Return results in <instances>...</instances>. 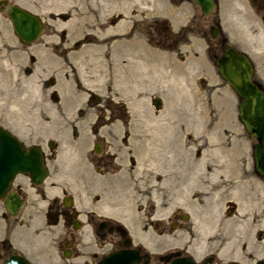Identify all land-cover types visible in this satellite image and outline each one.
<instances>
[{
  "label": "rangeland",
  "instance_id": "rangeland-1",
  "mask_svg": "<svg viewBox=\"0 0 264 264\" xmlns=\"http://www.w3.org/2000/svg\"><path fill=\"white\" fill-rule=\"evenodd\" d=\"M9 1L39 15L43 31L21 43L0 9V125L26 144H44L52 174L78 176L83 188L73 198L82 217L92 211L118 221L147 246L191 248L197 260L211 248L203 243L210 233L218 244L251 229L264 252L256 139L216 62L226 28L239 25L238 17L228 20L230 0H216L207 15L192 0ZM177 209L189 220L174 219ZM225 209L231 215L219 228ZM3 212L0 201V227ZM13 219H5L8 228ZM77 233L79 255L62 257L60 234L53 250L61 260L49 264H84L99 254L89 225Z\"/></svg>",
  "mask_w": 264,
  "mask_h": 264
},
{
  "label": "flooded vegetation",
  "instance_id": "flooded-vegetation-1",
  "mask_svg": "<svg viewBox=\"0 0 264 264\" xmlns=\"http://www.w3.org/2000/svg\"><path fill=\"white\" fill-rule=\"evenodd\" d=\"M230 2L229 10L226 13L228 20L233 21L234 18L238 17L239 25L237 28L231 25L226 28V44L248 56L253 66L251 79L264 90L262 88L264 85V0H230ZM233 7H237L239 12L236 13ZM14 135L26 151L34 145L40 147L42 161L48 172L40 183H35L29 172H18L15 175L9 190L14 191L21 201L15 214L12 215L6 210V196L0 199L4 207L2 213L4 224L0 227V263L14 254L25 257L32 264L60 262L61 255L65 260H73L79 255L77 246L80 243L77 238H80V235L77 232L86 224L89 225L91 235L95 239V246L101 250L98 255L97 250L93 251L90 255V261H86L84 264H98L104 255L122 249L137 250L141 256L137 264H169L182 256H188L199 264L202 262H208L209 264H257L260 260L264 261V252L260 244L261 239L258 238L257 234L255 235V231L253 237L251 229L245 230L243 239H230L228 237L224 239L222 237L223 240L218 244L215 243L217 239H211L215 235L210 233L208 235L210 239L206 237L203 243L211 248L201 259L197 260L191 248L177 247L166 250V248L154 245L147 246L143 241H136L124 225L118 221L102 215L97 217L92 211L84 213V217H82L81 210L74 206L73 198V193L78 191L77 188L82 187V185L74 182L78 176L75 174H60L57 176L52 174L44 144L38 142L26 144L22 138L16 134ZM54 146L55 142L49 139L47 147L54 148ZM101 146V141H95L93 150L98 153ZM95 147H98V151ZM227 202L229 206L235 204L233 200H227ZM203 209L206 210V208ZM227 213H225L226 216L224 215L223 219L221 217L218 220L215 219L219 228L226 224V219L230 217L229 210ZM8 216L18 219L17 224L12 226L15 221L13 219L8 228L5 220ZM199 216L203 217V212ZM173 217L174 219L179 218L181 221L190 218L178 209L174 211ZM202 221L206 223L202 219L199 221L200 224ZM220 221H223V223L221 224ZM160 224L155 223V228H159ZM170 224L171 226L172 224L178 226L175 221ZM252 225H254L253 222ZM54 226L57 227L58 232H49L48 228ZM69 228L71 231H69ZM259 233L261 234V232ZM60 234H64L61 255L53 250L54 241L61 238ZM247 236L249 238H246ZM195 240L192 241V245H196ZM222 248L226 250L224 253L225 258L220 257Z\"/></svg>",
  "mask_w": 264,
  "mask_h": 264
},
{
  "label": "water",
  "instance_id": "water-1",
  "mask_svg": "<svg viewBox=\"0 0 264 264\" xmlns=\"http://www.w3.org/2000/svg\"><path fill=\"white\" fill-rule=\"evenodd\" d=\"M192 1L200 7L203 15L210 13L216 5V0ZM0 9L5 11L13 31L21 43L31 44L41 35L43 21L36 13L9 0H0ZM209 33L212 38H216L218 28L211 26ZM216 62L220 76L241 98L238 105V117L246 132L256 139L252 150L254 165L256 171L264 178V90L251 79L253 66L245 53L225 44ZM154 104L159 107L162 102L159 98H155ZM51 146L53 145L51 144ZM95 148L98 151V147ZM18 172H29L32 180L35 183H40L48 171L43 164L39 146L34 145L27 151L24 150L18 138L0 125V199L6 196L5 207L12 215L21 204L16 193L9 191L12 180ZM140 259L141 256L137 250L122 249L104 255L98 264H137ZM0 264L32 263L25 257L14 254ZM169 264L199 263L188 256H182ZM200 264L209 263L202 262ZM257 264H264V261L260 260Z\"/></svg>",
  "mask_w": 264,
  "mask_h": 264
},
{
  "label": "bare ground",
  "instance_id": "bare-ground-1",
  "mask_svg": "<svg viewBox=\"0 0 264 264\" xmlns=\"http://www.w3.org/2000/svg\"><path fill=\"white\" fill-rule=\"evenodd\" d=\"M129 43H130V42H129ZM132 44H133V42H132ZM128 52H129V51H128ZM141 54L144 56V53H141ZM144 60H145V58H144ZM147 60H148V59H147ZM141 73L145 75V80H148V79L146 78V77H147V76H146V72H145V71H143V72L141 71ZM147 73H148V72H147ZM169 149H170V148H169ZM175 150H176V149H175ZM162 160L164 161L165 158L163 157ZM174 160H175V161L177 160L176 157H174ZM108 207H109V206H108ZM106 208H107V207H106ZM112 211H113V209H112ZM113 212H114V211H113ZM117 212H118V211H117ZM120 215H123V213L120 214ZM125 218H126V217H125Z\"/></svg>",
  "mask_w": 264,
  "mask_h": 264
}]
</instances>
